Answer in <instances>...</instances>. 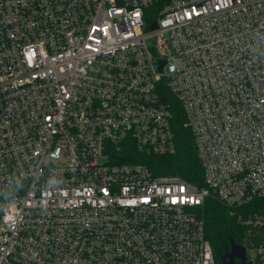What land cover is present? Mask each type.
I'll return each mask as SVG.
<instances>
[{
    "label": "built area",
    "instance_id": "obj_1",
    "mask_svg": "<svg viewBox=\"0 0 264 264\" xmlns=\"http://www.w3.org/2000/svg\"><path fill=\"white\" fill-rule=\"evenodd\" d=\"M163 85L201 187L123 159L175 152ZM206 198H264V0H0V264H217Z\"/></svg>",
    "mask_w": 264,
    "mask_h": 264
},
{
    "label": "trees",
    "instance_id": "obj_2",
    "mask_svg": "<svg viewBox=\"0 0 264 264\" xmlns=\"http://www.w3.org/2000/svg\"><path fill=\"white\" fill-rule=\"evenodd\" d=\"M155 18V17H152ZM160 93L162 99L169 104L172 112L171 127L175 137L176 150L172 154L155 155L140 153L132 148L123 151L124 160L142 163L154 174H177L186 180L203 186L202 168L195 154L192 135L183 125L184 115L177 99L169 93L164 85ZM130 154V158L126 154ZM198 216L203 221L204 235L209 241L217 264L226 248L229 239L242 245L258 243L253 227L243 223V219L254 213L264 212V198H255L245 205L228 208L215 199L206 198L198 208ZM260 232V229H259Z\"/></svg>",
    "mask_w": 264,
    "mask_h": 264
},
{
    "label": "water",
    "instance_id": "obj_3",
    "mask_svg": "<svg viewBox=\"0 0 264 264\" xmlns=\"http://www.w3.org/2000/svg\"><path fill=\"white\" fill-rule=\"evenodd\" d=\"M155 22H151L150 28H155ZM163 61H159L158 69H162ZM229 247L226 248L223 255L220 257L221 264H254L253 260L247 259L246 247L239 243H234L232 239H229ZM235 258L238 261H235Z\"/></svg>",
    "mask_w": 264,
    "mask_h": 264
},
{
    "label": "rangeland",
    "instance_id": "obj_4",
    "mask_svg": "<svg viewBox=\"0 0 264 264\" xmlns=\"http://www.w3.org/2000/svg\"><path fill=\"white\" fill-rule=\"evenodd\" d=\"M251 230H252V231H253V230H256V231H254V233H255V235H257V237H258V236H259V233L262 234V231H261V230H263V229H260V232H259V229H257V228H252ZM258 241H259V239H258Z\"/></svg>",
    "mask_w": 264,
    "mask_h": 264
},
{
    "label": "flooded vegetation",
    "instance_id": "obj_5",
    "mask_svg": "<svg viewBox=\"0 0 264 264\" xmlns=\"http://www.w3.org/2000/svg\"><path fill=\"white\" fill-rule=\"evenodd\" d=\"M235 261H238V259H237V258H235Z\"/></svg>",
    "mask_w": 264,
    "mask_h": 264
}]
</instances>
